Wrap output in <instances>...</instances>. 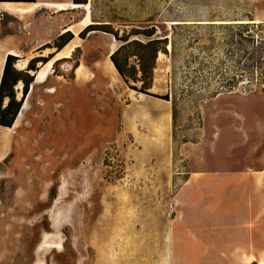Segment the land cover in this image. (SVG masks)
I'll list each match as a JSON object with an SVG mask.
<instances>
[{
  "label": "rangeland",
  "instance_id": "374dc122",
  "mask_svg": "<svg viewBox=\"0 0 264 264\" xmlns=\"http://www.w3.org/2000/svg\"><path fill=\"white\" fill-rule=\"evenodd\" d=\"M174 2L179 19L190 23L159 25V36L169 34L175 48L160 54L153 88L170 100L141 95L122 78L113 84L101 72L98 64L119 44L103 32L80 37L85 8L42 5L12 14L0 6V38L19 54L21 70L56 52L41 48L69 28L76 39L70 57L57 53L49 78L34 84L20 126L0 127V264H226L201 248L253 243L264 260V189L250 197V190L189 188L177 196L202 160L223 169L222 136H207L219 132L218 123L237 133L242 116L264 120V85L246 92L240 80L227 89L214 70L226 61L230 24L264 21V0ZM128 8L126 0L96 3L98 14ZM229 153L240 158L238 148ZM228 180L217 172L197 182ZM56 241L63 248L53 247ZM42 242L48 245L39 251Z\"/></svg>",
  "mask_w": 264,
  "mask_h": 264
},
{
  "label": "trees",
  "instance_id": "16d2710c",
  "mask_svg": "<svg viewBox=\"0 0 264 264\" xmlns=\"http://www.w3.org/2000/svg\"><path fill=\"white\" fill-rule=\"evenodd\" d=\"M38 0H0V2L35 3ZM130 8L125 11L109 10L98 14L97 0H72L76 5L91 3V19L81 33L85 38L92 32L110 34L119 46L110 58L128 87L138 93L170 100V96L154 94L155 70L160 54H168V46L175 43L169 34L159 36L160 24H171L172 28L189 25V19H179L174 0H126ZM140 6V8H134ZM198 18V17H196ZM232 23L231 33L226 40V61L214 64L215 74L223 75L222 86L232 89L240 80L245 82L244 90L252 92L255 84L264 85V21L240 19ZM199 21V20H195ZM211 21V19H208ZM209 24V23H207ZM68 29V28H67ZM75 39L67 30L59 35L54 44H46L41 50L56 48L48 57L37 56L29 61L25 70L17 67L19 56L8 54L0 82V126H14L24 102L35 82L38 64L50 62ZM77 49H81L78 47ZM76 49V50H77ZM56 63V62H55ZM43 64V65H44ZM23 84L20 97L17 87ZM54 197V196H53Z\"/></svg>",
  "mask_w": 264,
  "mask_h": 264
},
{
  "label": "crops",
  "instance_id": "0c3cea01",
  "mask_svg": "<svg viewBox=\"0 0 264 264\" xmlns=\"http://www.w3.org/2000/svg\"><path fill=\"white\" fill-rule=\"evenodd\" d=\"M64 3H70L72 0L62 1ZM5 2H0V5ZM73 3V2H72ZM3 9H0V16ZM1 18V17H0ZM6 37L0 38V57L8 54L19 55L15 50H6ZM250 116H242V120L239 119V131L230 132L231 128L226 127L223 121V125L218 123L219 132H214L207 136H222L223 148L226 152L223 153V160H221V166L223 169L215 170L210 168L208 160L201 161L200 169L192 167L189 171V178L186 179L178 191V195L182 194V191L189 188H209V187H223L229 189L250 190V197L253 194V190L264 189V120L262 117L249 114ZM257 117V118H256ZM218 120V119H217ZM171 121V118H170ZM170 122L169 126L170 127ZM232 127V126H230ZM12 128V127H11ZM172 136V135H170ZM235 142V143H234ZM238 148L240 158L236 161V158L230 157V150ZM185 150V146L182 147V151ZM185 154V153H184ZM229 154V155H228ZM209 163V164H208ZM232 164L237 167L232 169ZM198 168V167H197ZM217 172H222L224 175L230 177V180L224 181L223 184L215 185L212 183L210 186L200 185L197 181L205 175H216ZM233 179V180H232ZM232 180V181H231ZM212 199V197H211ZM252 218V217H251ZM257 230H252L251 235H256ZM257 244L253 243L251 246L246 244H223V245H208L204 246L202 251L220 253L222 256H217L218 261H222L227 264L228 260L236 258L237 264H253L254 261H258L259 264H264V260L260 257L259 253L263 250L260 249ZM254 254L253 256L251 254ZM237 254V256L235 255ZM225 256L226 258L224 259ZM234 264H236L234 262Z\"/></svg>",
  "mask_w": 264,
  "mask_h": 264
},
{
  "label": "bare ground",
  "instance_id": "6f19581e",
  "mask_svg": "<svg viewBox=\"0 0 264 264\" xmlns=\"http://www.w3.org/2000/svg\"><path fill=\"white\" fill-rule=\"evenodd\" d=\"M42 5H45V6H49V7H53V8H59V9H67L68 6L69 8H85V10H87V14L84 18V23L86 25H89L91 24L93 21H91V7L89 6L90 4L84 6V5H76L72 2L70 3H64V2H57V1H51V0H44V1H37L35 3H12V2H6L0 6H2L6 11H8L9 13H12V14H19V13H26V12H30V11H33V10H36L38 9L40 6ZM71 28H69L70 30ZM76 39H74L71 43H69L61 53L64 52V50H67V52H65V57H70V55L74 52V42H75ZM74 44V45H73ZM116 51V49L112 46V49L110 51V54L114 53ZM59 53V54H61ZM58 54V55H59ZM110 54L109 56L107 57V59L101 63L98 64V66L100 67V70L101 72L108 78L110 79V81L115 84L117 83V79H121L122 77L120 76V74L118 73L114 63L112 62L111 58H110ZM56 60V59H55ZM5 62H3V71H4V66H5ZM53 63L54 61H50L48 62L47 64H44L41 66V68L38 70L37 74H36V79H35V82L33 83V86L34 84L36 83H42V82H45L50 74L52 73V71L49 69V67H52L53 66ZM77 71H78V74L80 75V77L82 79H86L89 77V74H88V71H87V68L85 67V65L81 64L78 68H77ZM33 91V89L31 90L30 89V92L24 102V105L19 113V116L14 124V126L12 128H6V127H2V128H5V129H8V130H15L17 129L19 126H20V122L22 120V118L25 116L26 113H28L30 111V104H29V98H30V95H31V92ZM51 92H54L53 89H51ZM141 95H144L145 94H142ZM51 236V235H50ZM46 241V240H45ZM48 244H45L44 242L40 243V247L38 248L39 251L41 250H44V246H46ZM53 247L55 248H63V245L60 241H56L55 244H52ZM39 264H43V263H39Z\"/></svg>",
  "mask_w": 264,
  "mask_h": 264
},
{
  "label": "water",
  "instance_id": "95a60500",
  "mask_svg": "<svg viewBox=\"0 0 264 264\" xmlns=\"http://www.w3.org/2000/svg\"><path fill=\"white\" fill-rule=\"evenodd\" d=\"M90 2H91V0H90ZM84 6H86V5H84ZM89 6H91V3H90V5H89ZM174 23H175V22H174ZM174 23H173V24H174ZM32 88H33V85H32V87H31V90H32Z\"/></svg>",
  "mask_w": 264,
  "mask_h": 264
}]
</instances>
